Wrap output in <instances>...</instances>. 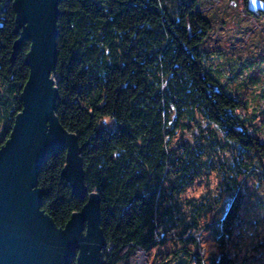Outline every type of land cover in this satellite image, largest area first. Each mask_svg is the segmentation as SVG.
Here are the masks:
<instances>
[{
    "label": "trees",
    "instance_id": "16d2710c",
    "mask_svg": "<svg viewBox=\"0 0 264 264\" xmlns=\"http://www.w3.org/2000/svg\"><path fill=\"white\" fill-rule=\"evenodd\" d=\"M193 1L58 7L56 116L77 136L85 185L99 196L106 264H135L139 252L160 257L157 264H264V199L241 192L247 179L264 183V130L247 110V91L231 88L235 81L225 89L182 42L179 10ZM12 2L0 0V147L28 77L29 41L11 60L19 39ZM64 163L65 151L50 155L38 174L42 210L58 227L84 205L61 176ZM210 176L231 193L222 216L218 200L186 197ZM247 226L237 247L233 231ZM205 233L221 251L202 253ZM247 251V262L239 260Z\"/></svg>",
    "mask_w": 264,
    "mask_h": 264
},
{
    "label": "water",
    "instance_id": "95a60500",
    "mask_svg": "<svg viewBox=\"0 0 264 264\" xmlns=\"http://www.w3.org/2000/svg\"><path fill=\"white\" fill-rule=\"evenodd\" d=\"M61 1L12 2L19 39L11 60L25 41L30 44L24 59L28 77L19 98L21 110L0 147V264H106L99 196L85 185L77 136L56 116V25ZM246 9L259 17L264 14V1L246 0ZM61 151H65L61 176L84 205L58 227L42 210L44 191L38 186V174L45 160Z\"/></svg>",
    "mask_w": 264,
    "mask_h": 264
},
{
    "label": "rangeland",
    "instance_id": "374dc122",
    "mask_svg": "<svg viewBox=\"0 0 264 264\" xmlns=\"http://www.w3.org/2000/svg\"><path fill=\"white\" fill-rule=\"evenodd\" d=\"M177 26L182 42L191 48L197 59L203 60L210 75L217 78L225 89L235 81L234 85L230 84L231 88L239 87L241 91H247L244 93L247 110L256 114L260 120L258 128L264 130V15L255 17L250 14L246 9V0H194L191 5L180 8ZM102 124L110 125L111 122L104 120ZM216 178L210 176L204 182H197L187 191L186 197L201 195L214 202L218 200L217 205L221 207L218 211L222 216L221 213L227 211L231 193L218 186ZM250 179L242 183L241 192L245 200L264 199V183ZM242 206L245 207V202ZM237 220L241 222L245 217L240 213ZM235 226L238 228V225ZM249 231L248 226L239 232L237 229L235 234L233 231V242L237 247L242 246L245 239L242 241L241 237L247 236ZM199 238L202 253L216 254L221 251L208 233L201 234ZM225 246L222 247L224 251ZM251 252H240L239 260L247 262ZM141 256L142 264H157L160 261L158 256L148 258L145 253L139 252L135 264Z\"/></svg>",
    "mask_w": 264,
    "mask_h": 264
},
{
    "label": "bare ground",
    "instance_id": "6f19581e",
    "mask_svg": "<svg viewBox=\"0 0 264 264\" xmlns=\"http://www.w3.org/2000/svg\"><path fill=\"white\" fill-rule=\"evenodd\" d=\"M142 261H143V257L141 256L140 259L138 260L137 264H142Z\"/></svg>",
    "mask_w": 264,
    "mask_h": 264
},
{
    "label": "snow or ice",
    "instance_id": "6c2138e0",
    "mask_svg": "<svg viewBox=\"0 0 264 264\" xmlns=\"http://www.w3.org/2000/svg\"><path fill=\"white\" fill-rule=\"evenodd\" d=\"M49 88H51V84H49ZM82 229H78V231H81ZM86 235V234H85Z\"/></svg>",
    "mask_w": 264,
    "mask_h": 264
}]
</instances>
